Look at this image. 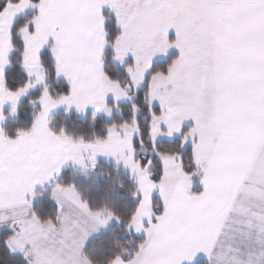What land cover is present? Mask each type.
Listing matches in <instances>:
<instances>
[{"label":"snow or ice","instance_id":"1","mask_svg":"<svg viewBox=\"0 0 264 264\" xmlns=\"http://www.w3.org/2000/svg\"><path fill=\"white\" fill-rule=\"evenodd\" d=\"M60 110L108 122L73 136ZM99 158L126 170L123 204L60 179ZM6 211L0 264H94L111 226L134 247L106 264H264V0H0Z\"/></svg>","mask_w":264,"mask_h":264},{"label":"trees","instance_id":"2","mask_svg":"<svg viewBox=\"0 0 264 264\" xmlns=\"http://www.w3.org/2000/svg\"><path fill=\"white\" fill-rule=\"evenodd\" d=\"M12 61V68L6 73L9 78L15 74V67L18 63V57L13 55L10 57ZM33 99L35 96L33 95ZM121 112L127 114V106L120 105ZM32 111L28 98L21 101L19 112L21 117L18 120L10 119L3 127L10 132H15L16 128L26 126ZM120 112L113 114V119L119 120ZM54 127H64L73 136L83 135L85 138H91L93 132L99 133L103 125L107 123V119L100 114H96V123L94 127H89L88 122L91 117L88 115L78 116L72 113L65 116L63 111H59L51 116ZM61 180L65 182H72L77 186L79 192L83 197L87 198L90 204L94 207L101 206L105 203L112 205L114 203L123 204L131 192V182L128 175L121 169L116 168L112 163L99 161L97 167L89 173L83 174L74 171L71 168H66L62 171ZM124 187L120 188L119 185ZM105 196L108 199H105ZM2 231V230H0ZM104 240V246L99 247L91 253V258L94 264H106L107 258L114 251H119V247L128 248L129 251L134 247V244H129L128 241L133 240L132 237L125 236L121 230L115 226H111L101 238Z\"/></svg>","mask_w":264,"mask_h":264},{"label":"crops","instance_id":"3","mask_svg":"<svg viewBox=\"0 0 264 264\" xmlns=\"http://www.w3.org/2000/svg\"><path fill=\"white\" fill-rule=\"evenodd\" d=\"M60 111H62V110H60ZM57 112H59V111H55V112H53L52 114H51V116L53 115V114H55V113H57ZM78 115V114H77ZM78 116H81V115H78ZM85 116V115H84ZM66 168H71V169H73L74 171H77V172H80V173H83V174H86V173H89L91 170H89V171H86V172H82V170L80 169V167L79 166H73L72 164H68V165H66L65 166V168L64 169H66ZM63 169V170H64ZM14 215V213L12 212V211H6V212H3V213H0V216H5V217H7V218H9V220L11 219V217ZM3 224H4V222L3 221H0V230H3Z\"/></svg>","mask_w":264,"mask_h":264},{"label":"rangeland","instance_id":"4","mask_svg":"<svg viewBox=\"0 0 264 264\" xmlns=\"http://www.w3.org/2000/svg\"><path fill=\"white\" fill-rule=\"evenodd\" d=\"M115 112H117V111L114 109V110H113V114H114ZM98 114L103 115L102 113H98ZM103 116H104V115H103ZM99 161H104V162H107V163H112L116 168L121 169L125 174H127L126 170L123 169L122 166H117V165L115 164V162H114L112 159L99 158ZM127 175H128V174H127Z\"/></svg>","mask_w":264,"mask_h":264}]
</instances>
